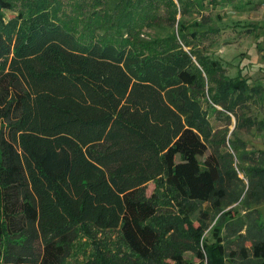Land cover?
<instances>
[{"label":"trees","instance_id":"obj_1","mask_svg":"<svg viewBox=\"0 0 264 264\" xmlns=\"http://www.w3.org/2000/svg\"><path fill=\"white\" fill-rule=\"evenodd\" d=\"M206 1L178 0L183 16ZM162 5L174 26L176 0H120L114 23L92 17L87 35L48 3L0 30V264H69L84 230L117 233L126 261L114 264H204L201 250L195 262L173 247L163 189L198 208L196 238L216 221L207 264H264V149L238 135L264 129L242 113L264 86L209 54L205 40L220 28L190 30L210 18L179 20V37L141 39ZM233 111L229 136L213 118Z\"/></svg>","mask_w":264,"mask_h":264},{"label":"rangeland","instance_id":"obj_2","mask_svg":"<svg viewBox=\"0 0 264 264\" xmlns=\"http://www.w3.org/2000/svg\"><path fill=\"white\" fill-rule=\"evenodd\" d=\"M118 1L120 0H111L107 4L96 7L93 5L94 0H7L9 8L0 6V30L15 28L20 22L21 15L29 13L31 8H37L41 3H48L62 20L70 26L76 25L80 33L87 35L90 30L86 23L89 24L88 21L92 17L95 20L101 14H106L110 19L108 23H114L112 17L115 18L118 15V12L115 11ZM176 3L178 11L177 22L174 26H171L168 21L171 7L162 5L159 18L154 20L155 24L152 27L140 28L138 30L141 31L139 37L150 40L168 36L172 32L179 37V20L195 24L204 22V17L210 18L209 24L191 26L190 30L220 28L219 35L209 36L205 40V45L209 47V54L223 63L228 75L239 76L251 85L262 84L264 86V0H217V3L207 0L205 7L197 12L191 10L184 16L181 13V5L178 0ZM96 10L98 12H95ZM98 30L105 32L106 29L99 28L95 31ZM206 84L207 88L213 85L211 82ZM216 107L219 110H224L220 105H216ZM241 108L242 106H237L239 114L242 112ZM243 108L242 113L248 117L264 118V99L247 101ZM226 112L229 111L226 110ZM238 113L230 112L228 114L231 116L230 121L227 116H220L216 113L218 117L213 118L216 129L229 128L228 135L230 136L237 124ZM238 135L247 142L248 150L264 149V129L258 128L257 125L249 130L244 128L239 130ZM237 167H239L238 164ZM241 175L243 176L242 173ZM154 188L155 184L149 182L147 193L152 194ZM160 197L163 207L162 225L172 227L176 235L173 247L185 258L195 262H199L197 252L201 250L205 255L203 263L207 264L209 252L206 242L213 240L212 231L216 221L204 222V232L196 238L190 228L191 226L197 228L198 224L200 225L198 208L191 205L186 210L181 209L176 200L166 194L164 189L161 191ZM190 221H192V225ZM71 237L74 239L76 235H71ZM117 239L116 232L82 231L76 241L74 255L69 264H114L118 258L121 261H126L122 258L125 249H121L117 245Z\"/></svg>","mask_w":264,"mask_h":264}]
</instances>
